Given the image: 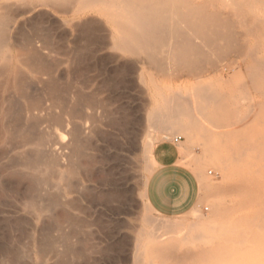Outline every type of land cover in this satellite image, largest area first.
<instances>
[{"label":"rangeland","instance_id":"374dc122","mask_svg":"<svg viewBox=\"0 0 264 264\" xmlns=\"http://www.w3.org/2000/svg\"><path fill=\"white\" fill-rule=\"evenodd\" d=\"M257 12L261 16L264 15V10L259 9ZM25 20L21 23V31L29 36L21 37L33 36L39 29H47L51 36H54L56 25L53 18L50 22H46L36 13ZM58 33L61 34L60 45L63 43L61 46L63 48L59 52L54 51L50 56H45V63L51 66V75H44L46 82L42 80L37 83L41 76L37 78V75L34 76L35 74L30 72L26 74L28 79L26 94L38 96L48 83L47 77L53 79L57 93L53 98L47 93L45 96L42 91L45 96L43 106L48 109L51 117L40 118L39 126L36 125L34 131L46 133V140L54 142L58 133L63 132V128L53 124L52 116H58L60 119L64 116L78 123L82 122L81 114L70 117L65 114L66 109L75 105L76 95L97 93L94 94L93 101H96L95 105H97L86 108V112L92 117L93 129L86 140L81 141L82 152L75 160L79 172L74 181L72 180L76 186L73 190L67 191L59 178H48L50 175L43 166L36 164L38 166L36 169L35 167L30 169L26 161L27 157L25 161L23 160L25 159L23 157H30L37 151L35 144H25L26 141L21 139L25 133L21 128L23 124L25 130L27 125L32 124L27 121L24 111L27 100L21 96L24 92L16 91V93L12 87L10 89V84H6L3 76H0V79L2 78L0 80V264H173V261L158 259L156 255L146 250L145 237L142 236L137 244L135 241L139 232L150 229L155 222L161 220L173 225L177 224L178 226L173 227L174 230L184 228L183 230L187 231L191 230L190 227L207 230L213 225L219 227L218 232L215 233L219 236L218 241L211 242L208 238L194 240L186 238L182 244H179L182 245L181 248L189 247L193 250H196L198 245L209 247L210 251L207 253L210 254L209 258L185 259L182 260L183 262L180 261V264H264V227L255 228L256 230L246 227L248 229L246 231L243 226L247 225L243 223L244 225L236 226V229L230 228L232 231L226 230L220 233L219 225L226 220L214 219L216 205L221 200H223L221 203L225 202L226 205L231 206L237 200L234 192L227 195L226 192L222 195L218 193L219 190L222 192L221 188L227 186L226 184L233 182L234 179L228 174L229 171L232 172L235 166L238 169V165L241 168L243 164L250 163L248 168L257 166L255 168L264 170V146L260 149L262 153L260 150H255L257 148L245 149L242 159L234 161L233 166L231 163L225 164L228 165L227 169H230L229 171L225 169L228 172L226 173L213 161L214 156L206 153V147L203 146L200 138L189 140L180 131H164L151 126L147 121V115L160 101L161 94L180 93L189 96L192 88L198 86L208 88L207 91L215 95L212 107L216 109L217 106L219 114L224 113V110L231 112L230 118L228 117L230 121L223 119L225 121L222 122L221 118L222 123L218 121L216 129L211 124L207 123V125L217 131L216 134L220 137L224 131L231 132L227 142L229 141L232 152L234 148L236 152L237 147L239 150L241 146L238 144L246 140L248 142L249 138L252 137L251 141H253L259 131L261 132L259 134H264V117L260 119L264 116V93H261L257 87L264 78V71L249 70L252 62L247 58V53L245 55L246 50L241 53L231 51L225 56V62L235 63L236 59V62H243L240 67L233 65L234 68L228 70H200L195 72L196 74L188 73L189 75L180 70L175 72L168 70L169 74H167V70H163L162 73V70H152L144 62L140 65L131 56H125L121 60L114 59L111 54L108 57L105 51L99 50L91 39H87L86 32H82L81 29L72 30L66 27L65 31L59 29ZM259 46L264 48L262 43ZM110 56L113 57L112 60ZM247 66L249 69L246 68ZM24 68L22 66L21 70H30ZM263 83H261L262 88H264ZM8 97L13 100L10 99L13 108L17 109L12 114L13 117L9 116L7 119L3 108L7 104ZM215 103H218L219 107L221 105L219 110ZM214 104L216 106H213ZM259 111L263 114L261 112L257 114ZM255 113L259 117L258 120L255 118ZM225 122L227 126L224 128ZM228 122L236 124L230 123V125ZM238 127L242 129V135L246 134L244 138H247L246 140L237 141V136L242 133L240 130L238 132ZM221 129L223 131H219ZM148 133L152 134L154 149L166 144L178 150L184 164L196 175L197 199L184 213L161 214L154 210L146 199V182L152 173L143 168L148 159L146 154H143V144L147 140ZM232 133L236 137H232L234 135ZM216 134H213L212 139L218 138ZM249 134L255 135L253 137ZM176 137L180 139L175 141ZM220 137V140L223 139ZM182 147L187 151L181 149ZM257 151L259 153H255ZM150 155L149 161L151 159L150 163L154 166L152 153ZM255 157H261L263 164L257 163ZM242 169L247 171L246 166ZM80 184L84 185L81 187ZM217 186L222 187L213 190L212 187ZM50 199H53L54 203L50 202ZM134 246L137 247L138 254L136 262L132 256L135 251ZM180 246L176 249L179 250Z\"/></svg>","mask_w":264,"mask_h":264},{"label":"bare ground","instance_id":"6f19581e","mask_svg":"<svg viewBox=\"0 0 264 264\" xmlns=\"http://www.w3.org/2000/svg\"><path fill=\"white\" fill-rule=\"evenodd\" d=\"M259 9L264 10V0H0V76H3L6 84L11 85L10 89L12 87L15 92H24L21 94L27 100L24 111L27 121L32 122V124L27 125L26 130L23 128V126L25 127L23 124L21 128L25 133H23V136L20 134V136L23 137H21V139H24L23 141L27 142L25 144H35L34 146L37 149L33 155L30 154V157H23L25 158L23 160L25 161L27 157L26 161H28L30 169L32 167L36 169L40 165L43 166L50 175L48 178H59L63 182L64 188L71 191L76 186L72 180L76 178L79 172V166H77L75 160L82 152L81 141H85L93 129L92 117L86 112V108L97 105H95L96 101L93 102L94 94L97 93L85 96L76 95L75 105H71L70 109H66L65 114L70 117L81 114L80 119H82V122L78 123L66 117L64 118V116L63 119L52 116L53 124L60 125L63 128V132L58 133L54 142L51 143L46 140V133L36 132L38 130L34 131L36 125L39 126L40 118L51 117L48 109L43 106L46 93L53 98L56 97L57 93L53 79L47 77L48 83L42 88L45 96L42 91L39 92L42 97L26 94L25 91L28 88V85L26 86L28 81L26 74L30 72L35 74L34 76L37 75V78L41 76V80L39 79L37 83L42 82V80L46 82L44 75L48 76L51 73V66L48 63L49 68H47L48 64L45 63V56H50L52 52H59L63 48L61 47L63 43L60 45L61 34L58 33L59 29H64V31L66 27L72 28V30L73 28L81 29L82 32H86L88 36L86 38L91 39L99 50L105 51V55H108V57L111 54L114 59L121 60L125 56H131L140 65L145 63L152 70H162L161 73L165 70H167V74H169L168 70H173L172 72L180 70L190 74L200 70L233 69V65L240 67L243 62H236L237 59L235 63L225 62V56L231 51L241 53L245 50V55L247 53V58L252 62L249 65L251 69L248 66L246 68L254 71L260 70L261 72V70L264 71V48H259L261 47L259 45L264 44V15L258 14L257 10ZM36 13L46 22H50L53 18L56 25L54 36H51L47 29H39L40 32L36 29L37 32L33 36L23 38L29 35L22 33L21 23ZM112 56H110V60H112ZM47 60L49 61L48 57ZM22 66L30 70H21ZM257 73L259 72L257 71ZM263 80H261V83L264 82ZM261 83L258 82L259 86L257 87L261 93H264ZM207 89L205 87H194L189 96L180 93L161 94L159 96L160 101L155 102V106L147 115V121L151 126L164 131H180L189 140L200 138L203 141V146L206 147V153L209 156H214L213 161L218 164L220 169L226 171L228 165L225 166V164L231 163V166H233L234 161H239V158L242 159L245 149L257 148L255 150L259 151L264 146V134H259L261 133L259 131L252 139L253 141H251V137L249 138L250 141L248 139L247 142V138L244 139L246 134L242 135V129L238 127V132L240 130L242 133L237 136V141L240 139L246 141L238 144V146H241L239 150L237 147V151L234 152V148L232 152L231 146H229L230 143L227 142L230 131H224L220 137L216 134L217 131L207 125V123L211 124L216 129V124L221 118V121L223 119L230 121L229 113L231 112L224 110V113L219 114L220 111H217L215 105H218V103L213 105L216 106V109L212 107L215 95H211ZM10 99H6V105L3 104L5 106L3 112L7 115V119L9 116L13 117L12 114L17 109L13 108L14 105L12 106V99ZM260 112L262 113V111H259L257 114ZM28 114L31 116L28 117ZM257 114L255 113V118L258 120ZM263 117L260 119L262 120ZM221 121L220 123L225 120ZM228 123L236 124H233V122ZM226 124L225 122L224 128L227 126ZM222 125L218 126L221 127ZM213 134H216L218 138L212 139ZM254 135L250 136L254 137ZM197 136L198 138H194ZM219 137H223L221 139L223 143ZM221 143L222 149H220ZM153 148V137L152 134L148 133L147 140L143 144V154H146L148 159L145 161L143 168L150 173L154 169V166L150 163L151 159L149 161ZM181 149L187 151L184 147ZM258 151L255 153H259ZM233 153H235V156H233ZM255 161L263 164L261 157L256 158ZM240 164L242 165V163ZM249 165L243 164L241 168L238 165V169L235 166L232 172L227 169L229 173L227 171L226 173L233 177V182L228 183L230 185L226 184L227 186L223 188H221L222 186L212 187L213 190L214 188H221L222 192L218 191L221 195L225 194L224 192H226V195L234 192L237 197L235 204H232V206L230 204H228L229 206L226 205L225 202L221 203L223 200L216 205L214 219L226 220L219 225L221 226L220 233L226 230L227 232H229L228 230L232 231L234 227L236 229V226L238 227L241 224L247 225L243 226L244 229H247L246 227H249L248 229H262L264 227V170L255 168L257 166L248 168ZM243 166H246L247 171L242 169ZM25 167L27 166L25 165ZM261 170H263V173ZM213 190L210 189L211 192ZM50 202H53V199ZM62 212L64 211L62 210ZM176 226L178 225H173V223L164 220L155 222L150 229L138 233L135 240L136 244L142 236L145 237L147 245L144 248L146 250L156 255L155 257L158 259L173 261V264H180V261L185 259L209 258L210 254H207L210 251L209 247L198 245L199 247L193 250L189 247L181 248L182 245L179 244H182V241L186 238L189 240L208 238V241L214 242L219 239V236L215 234L219 228L217 225L210 226L209 229L206 228L207 230L192 229L190 227L191 230L187 231H184V228L174 230L173 227ZM178 246H180L179 250L176 249ZM134 250L132 256L136 259V262L138 259L136 246H134ZM60 258H62L61 255Z\"/></svg>","mask_w":264,"mask_h":264},{"label":"crops","instance_id":"0c3cea01","mask_svg":"<svg viewBox=\"0 0 264 264\" xmlns=\"http://www.w3.org/2000/svg\"><path fill=\"white\" fill-rule=\"evenodd\" d=\"M152 159L154 169L145 188L150 206L165 215L188 211L197 199L198 180L194 171L184 164L178 150L166 144L152 150Z\"/></svg>","mask_w":264,"mask_h":264},{"label":"built area","instance_id":"2783aa9c","mask_svg":"<svg viewBox=\"0 0 264 264\" xmlns=\"http://www.w3.org/2000/svg\"><path fill=\"white\" fill-rule=\"evenodd\" d=\"M179 139H180V137H176V138H175V141H177V140H179ZM205 209H207V208H205Z\"/></svg>","mask_w":264,"mask_h":264}]
</instances>
